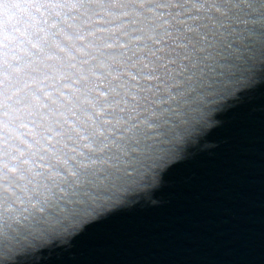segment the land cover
<instances>
[{"label": "snow or ice", "instance_id": "6c2138e0", "mask_svg": "<svg viewBox=\"0 0 264 264\" xmlns=\"http://www.w3.org/2000/svg\"><path fill=\"white\" fill-rule=\"evenodd\" d=\"M160 5L163 38L150 54L146 102L170 115L136 141L135 173L127 165L121 174L116 165L107 176L97 171L99 182H76L71 194L60 185L43 201L31 182L0 185V264H46L76 252L164 244L157 224L133 225L129 218L146 209L169 212L178 197L187 199L180 188L191 187L193 178L205 190L251 203L243 173L252 162L240 158L236 145L251 139L252 105L264 98V0ZM213 134L218 139L211 140Z\"/></svg>", "mask_w": 264, "mask_h": 264}, {"label": "clouds", "instance_id": "9594fccd", "mask_svg": "<svg viewBox=\"0 0 264 264\" xmlns=\"http://www.w3.org/2000/svg\"><path fill=\"white\" fill-rule=\"evenodd\" d=\"M160 6L0 0V185L31 182L43 201L116 165L135 173L136 141L170 115L146 102Z\"/></svg>", "mask_w": 264, "mask_h": 264}, {"label": "water", "instance_id": "95a60500", "mask_svg": "<svg viewBox=\"0 0 264 264\" xmlns=\"http://www.w3.org/2000/svg\"><path fill=\"white\" fill-rule=\"evenodd\" d=\"M252 107V137L236 145L240 158L252 162L243 173L251 203L228 199L217 189L205 190L193 178L191 187L180 188L187 199L178 197L169 212L146 209L129 218L133 225L157 224L154 231L168 242L76 252L46 264H264V98Z\"/></svg>", "mask_w": 264, "mask_h": 264}]
</instances>
